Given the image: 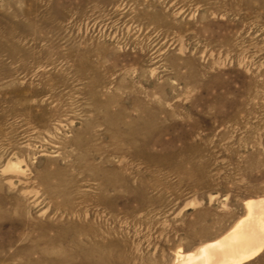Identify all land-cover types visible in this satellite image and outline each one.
<instances>
[{
    "label": "rangeland",
    "instance_id": "1",
    "mask_svg": "<svg viewBox=\"0 0 264 264\" xmlns=\"http://www.w3.org/2000/svg\"><path fill=\"white\" fill-rule=\"evenodd\" d=\"M260 197L264 0H0V264H176Z\"/></svg>",
    "mask_w": 264,
    "mask_h": 264
},
{
    "label": "bare ground",
    "instance_id": "2",
    "mask_svg": "<svg viewBox=\"0 0 264 264\" xmlns=\"http://www.w3.org/2000/svg\"><path fill=\"white\" fill-rule=\"evenodd\" d=\"M244 206V215L222 236L179 255L176 264H239L259 252L264 245V197L246 200Z\"/></svg>",
    "mask_w": 264,
    "mask_h": 264
}]
</instances>
